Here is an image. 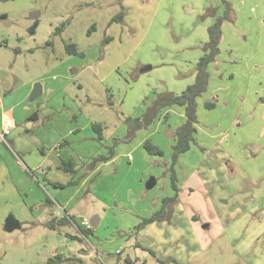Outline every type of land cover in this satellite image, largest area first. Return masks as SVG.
Wrapping results in <instances>:
<instances>
[{
	"label": "rangeland",
	"instance_id": "rangeland-1",
	"mask_svg": "<svg viewBox=\"0 0 264 264\" xmlns=\"http://www.w3.org/2000/svg\"><path fill=\"white\" fill-rule=\"evenodd\" d=\"M227 1L234 21L222 25L217 61H222L220 77L214 74V63L210 64V90L197 99L196 141L179 157L177 168L179 178L191 176L187 183L193 185V193L187 194V184L178 185L172 211L177 203L191 205L176 210L175 217L180 220L170 221L172 213L168 222L156 223L163 229L160 253L152 256L150 250L136 249L138 242H144L145 228L129 237L123 227L126 222H135L136 216L149 217L159 210L139 214L146 201L174 194L171 136L183 122L176 113L160 122L162 128L169 127L149 140L158 144L163 156H150L143 148L135 150L132 158L136 162L127 166L126 161L119 174L97 173L71 202L67 212L76 225L80 226L82 219H101L97 227H89L92 233L86 238L73 225L45 226L55 218L50 213L64 215L60 207L46 203L56 198L61 204L63 192L52 193L40 177L14 182L10 194L0 187V264H47L55 255L61 258L56 264H125L127 258L136 257L152 264H264V0ZM222 6V0L0 1V83L4 87L15 85V93L20 94L43 84V95L33 102L28 95V104L36 105L49 96L52 105L59 108L58 102L66 100L59 115H77L74 121L78 127L88 121L100 124L110 138L125 132L118 141L111 140L107 149L119 154L152 132L139 130L130 142L125 141L129 129L126 118H141L157 95L180 94L194 82L196 63L208 41L207 28L214 21L203 16L208 8L222 14ZM36 11L40 13L38 25L30 35L34 21L29 15ZM69 43L83 56L68 55L65 45ZM204 102H213L216 107L205 109ZM169 108L183 109L168 106L160 115ZM153 122L158 123V117ZM29 124L22 125V131ZM64 126L69 128L71 122ZM95 148H81L80 152L88 158ZM10 156L15 158L14 153ZM112 177L123 181L120 193L109 187ZM151 177L156 185L146 190ZM195 177L206 181L199 187ZM138 183L141 192L126 199L123 190L130 187L132 196ZM209 200L216 216L209 211ZM185 215L193 216L191 221L196 225L192 229L198 242L186 238L185 229L181 230L180 225L192 223ZM8 216L19 221L21 228L5 232L3 224ZM216 217L222 219L218 222ZM175 222L178 227L173 229ZM173 230L178 235L171 240L168 231ZM80 250L93 256H83L82 262L77 255Z\"/></svg>",
	"mask_w": 264,
	"mask_h": 264
},
{
	"label": "crops",
	"instance_id": "crops-1",
	"mask_svg": "<svg viewBox=\"0 0 264 264\" xmlns=\"http://www.w3.org/2000/svg\"><path fill=\"white\" fill-rule=\"evenodd\" d=\"M226 2L228 1L226 0ZM222 7L224 11V6ZM222 14L217 13V15H222ZM213 23L214 21L212 22V24ZM219 55L217 56L214 62L210 63V64L214 63V66L216 68L214 70V74L218 77H220V68H221L220 65L222 63V61H220L219 63L217 62L219 59ZM207 72H208V68H207ZM41 89H42L41 95H43V90H44L43 84L41 85ZM208 90L210 89L207 86V90L204 94H202V96L205 95L208 92ZM31 91L32 90L30 88L25 94H20L19 92L15 93V85L10 86L6 84V86L4 87L3 84L0 83V132L1 131L6 132V136L4 137V140L7 142V144H5L4 141L0 138V187H4V192L10 194L9 191H11L14 182L15 183L25 182L27 181L28 178L34 181H37V179L38 180L42 179L43 186L49 188V190L51 189L52 193L56 194V190H60L63 192L61 196L62 197L61 204L56 201V198L48 199V202L46 201V203L49 206H51L52 204L57 205L63 211L64 215H59V214L55 215L53 213L52 214L50 213L51 216L55 217L53 218L55 219V222L52 223L51 222L53 220L52 219L49 223L45 224V226H47L48 224L55 225L57 220L61 221L63 218H65L67 219V222H65L64 224L73 225L79 231V233L81 230L80 229L81 226L76 225L75 222H73L72 216L67 212V210L68 208H70L71 202L74 199L78 198L81 190L85 188L86 183L90 179H92L97 173H101L103 171L105 172L109 171V174L117 173V172L119 174V169L124 167V165L128 164L127 166H130L133 162H136V160L132 158L134 151L143 148V144L145 141L152 140V137L159 134L163 128L165 129L169 127V126H165L162 128L160 125V122L165 121V119L169 117L168 115L176 113V116H178L180 119L183 120L180 126L185 122L184 109H182V111H178L169 108L167 109V111H165V113H163V115H160L161 113L160 112L157 116L158 123L155 124L153 122L154 124L152 123L146 129H142L145 130V132H148L149 130L151 131L152 129V132H149L148 134L143 136V138L140 139L138 142L136 143L134 142L131 145L126 146L123 149V152H120L119 147H117L119 154H116V152H114L110 160H107L106 162H102V161L96 162L90 168L89 165L91 164L92 161H94L98 157H103L107 155L108 152L107 149L109 148L110 141L113 139H116L118 141L125 134V132L121 134H117L112 138H110V136L108 137V134L103 132L102 139H98L97 135L94 133L92 129V125L94 123L88 121L85 123L84 126L78 127L77 125H75L76 123L74 121L77 115H74L73 113L71 114L70 117H68L67 114L65 116L59 115L60 113L59 109L65 108L66 100H61L60 102H58V105L60 106L59 108H55L52 105V100H50L49 96L43 100L39 99L38 101L39 103H35L36 105L28 104L26 102V99L27 96L30 95ZM205 103H213V102H204L203 103L204 108H205ZM196 104H198L197 100H196ZM198 111H199L198 105H196L197 123L199 120ZM32 116H34L35 118L30 119V117ZM28 122L30 123L29 124L30 126L28 125V128H24V130L22 131L21 126L22 125L24 126ZM66 122H71V126L69 128L67 126H64ZM197 123L195 125L196 132L194 134V142L192 144H194L196 141L195 136L197 134ZM81 132H86V135H83ZM171 139H172L171 141L175 140L174 133L172 134ZM96 142L99 143L100 146L102 147L98 148ZM157 145L158 144H156L155 146ZM91 146L96 147L93 155L88 158L85 156L83 157L82 152H80L81 148L89 151ZM118 146L120 145L118 144ZM157 147L161 150L159 146ZM40 150H42L43 152H40ZM10 153H14L15 158H12L10 156ZM18 154L21 155L18 156ZM182 155H180V157ZM62 162L70 163L71 165H74L76 169L75 175H71L70 173H65L62 170H60L59 165ZM177 163L174 166V170L176 167L175 184L177 188L178 185L182 186L184 183L187 184V192H188L187 194L190 196L193 193V188H192L193 185L191 184L189 186L187 182L190 180L191 176L186 178L185 177L179 178V176L177 175V168L178 165L180 164V158L178 159ZM38 169H42L43 173L38 174L37 173ZM53 170L55 172H53ZM57 173L63 174L62 175L63 177L57 176ZM35 175H37V178L36 177L34 178ZM112 178H114V181L112 186L109 187L116 189L120 193V191H122L121 184H123V181L117 180V177H112ZM76 179H78V182L75 185L68 186L64 189H59V188L56 189L51 185L52 183L67 184L69 182L75 181ZM195 179L197 180V182L199 181V187L203 185V183L206 181L205 179H202L201 181L197 177H195ZM9 182L10 184H8ZM139 183L137 186L134 185L136 187V192L132 196L130 195V193L132 194L130 187H127L123 190L126 199L131 198L133 196L135 197V195H138L141 192V187H139ZM70 190H74V191H70ZM173 195L174 194L170 192L164 198L172 197ZM146 196L147 195L144 196V199L146 198ZM162 199L163 198L159 196H155L151 198L150 201H146L145 203L142 204L143 210L138 213L144 215L143 213H145V211H148L149 209L150 211L153 212L156 211L157 209H160ZM122 204L124 203L120 202L119 205ZM206 204L208 207L209 206L211 207V208L209 207L210 208L209 211L216 216V212L213 209L214 207L213 203H211L209 200V202L206 201ZM186 205L189 206L191 204H188V202L187 204H184L182 202L181 204L177 203L174 206L175 208L174 211H172L173 217L171 218L170 221H173L174 219L180 220L178 217H175V214H178L176 210H182L181 209L182 206L186 207ZM151 206L153 208H151ZM181 214L183 215L182 211ZM147 217L136 216L137 220L135 219V222L129 221L124 223L123 228L124 230H127L129 232L128 235L129 237H135L134 234L137 233L135 229L136 226L140 223V219ZM185 217L187 222L188 220L190 221L193 220L192 215L189 217L185 215ZM91 219L93 220L94 224H96L94 227H97L101 221V219L98 216L93 217ZM216 219L218 221V219H222V218L216 217ZM1 225L2 222L0 221V233H1ZM156 225H157L156 223H152L148 227H144L145 229L143 230L144 234L142 237L144 242L142 243L138 242L137 244H139L140 248L136 247V249L139 250L147 249L148 251L150 250L156 256L158 255V253H160L159 247L161 246L160 244L163 241L161 238L163 229L162 227H160L162 226V224L158 226ZM188 225L192 229V226L196 225V223L188 222L187 224L185 223V225L183 226L180 225L182 228L181 230L184 232L185 229L187 233V235H185L186 238L191 237L192 240L198 242L197 239L195 238L196 235L194 229L192 230L190 229L191 230L190 231ZM177 227L178 225L175 222L173 229ZM227 228H229V226ZM256 228L258 229L257 226ZM82 230H84V228H82ZM91 233L92 232H90V234ZM168 234L171 237V240H173L178 235V231L177 230L168 231ZM124 235L127 234L124 233ZM68 236L70 238H74L71 235ZM149 238H151V241L149 240ZM142 247L145 249H143ZM77 255L78 258H81V260L83 256L84 257L93 256L90 253L87 254V252L84 250H80L79 254ZM155 257L153 258L152 256H150V258L153 260H155ZM82 262L84 261L82 260ZM125 264H152V261L143 259L141 257H136L134 260H132L131 258H127Z\"/></svg>",
	"mask_w": 264,
	"mask_h": 264
},
{
	"label": "trees",
	"instance_id": "trees-1",
	"mask_svg": "<svg viewBox=\"0 0 264 264\" xmlns=\"http://www.w3.org/2000/svg\"><path fill=\"white\" fill-rule=\"evenodd\" d=\"M4 1V0H0ZM224 11L222 15H217L216 8H208L203 16V18L211 17L214 19V23L208 27V41L202 46L203 55L199 58L198 62L195 66V80L192 84L188 85L183 92L180 94H174L171 92H165L157 95L156 99L152 101L149 107H147L146 112L139 119H130L126 118L125 121L129 123V129L125 141L129 142L132 138V135L135 132L146 129L149 125L153 123L155 118L158 116L159 112L168 106H179L184 109L185 122L179 126L174 132V144L172 146V154H171V165H170V173H171V186L174 190V195L172 197L163 198L161 201V207L158 211L152 213L149 217L143 218L141 222L136 226V232L138 230L143 229L147 225L152 223H160L162 221H169L172 214V207L177 200L178 189L176 187L175 181V170L174 166L177 163L180 155L189 151L192 143L194 142V134L196 132L195 125L197 123V114H196V100L202 96L207 90L209 75L207 72L208 65L215 61L217 56L219 55V43L222 35V25L224 22H233L234 21V12L230 3L222 0ZM65 51L70 56H83V53L78 51L77 46L75 44L69 43L65 45ZM215 107L214 103H205L206 109H213ZM32 116L30 119H34ZM92 129L94 133L97 135L98 139H102V134L104 127L100 124H93ZM143 149L150 156H163V152L155 145L150 143L149 141H145L143 144ZM40 152H43L40 150ZM113 148L107 152V155L103 157H98L94 161L91 162L89 167L91 168L93 164L96 162H106L110 160L113 156ZM59 169L65 173H70L71 175H75L76 169L74 165L70 163L62 162L59 165ZM78 182L76 179L73 182H69L67 184H58L52 183L51 185L56 189H64L68 186L75 185ZM48 202V199H47ZM72 220V219H71ZM67 222V219L63 218L61 221H56L55 224H64ZM49 228H53V224L47 225ZM91 232V229L88 230H80V234L84 237H87ZM136 247H139V244H136ZM151 252V251H149ZM153 256V252H151ZM58 259L60 262L61 258L59 255H56L53 258H50L47 261V264H56L55 260ZM159 262L158 259H156ZM57 262V263H58ZM161 263V262H160Z\"/></svg>",
	"mask_w": 264,
	"mask_h": 264
},
{
	"label": "water",
	"instance_id": "water-1",
	"mask_svg": "<svg viewBox=\"0 0 264 264\" xmlns=\"http://www.w3.org/2000/svg\"><path fill=\"white\" fill-rule=\"evenodd\" d=\"M39 14L40 13L38 11H36V12H31L30 15H29V19L34 21L32 26L28 30V33L30 35L34 34L35 29H36V27L38 25V22L36 21V18L39 16ZM41 93H42V89H41L40 84H35L34 87H33L32 92L30 94L29 101L33 102L34 100H36L41 95ZM155 182L156 181H155V179L153 177L149 178L147 180L146 184H145V188L147 190L152 189L155 186ZM51 222L54 223L55 219H53ZM89 224H90L91 227H94L96 225V224H94L92 219L89 220ZM20 227H21L20 223L13 216H8L5 219L4 225H3V229L7 233L13 232L14 230H18V229H20Z\"/></svg>",
	"mask_w": 264,
	"mask_h": 264
},
{
	"label": "built area",
	"instance_id": "built-area-1",
	"mask_svg": "<svg viewBox=\"0 0 264 264\" xmlns=\"http://www.w3.org/2000/svg\"><path fill=\"white\" fill-rule=\"evenodd\" d=\"M5 136H6V132L1 131V132H0V138H1L4 142H5V140H4V137H5ZM37 173H38V174H42V173H43V170H42V169H38V170H37ZM80 226H81L82 228H84V229H89L90 224H89V222H88L87 220L82 219V220L80 221ZM116 252H119V251L117 250Z\"/></svg>",
	"mask_w": 264,
	"mask_h": 264
}]
</instances>
